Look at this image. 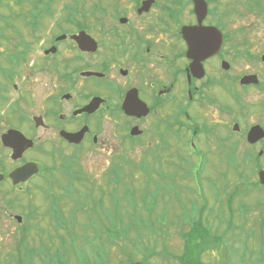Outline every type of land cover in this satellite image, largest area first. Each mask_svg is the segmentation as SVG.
Here are the masks:
<instances>
[{"label":"flooded vegetation","instance_id":"1","mask_svg":"<svg viewBox=\"0 0 264 264\" xmlns=\"http://www.w3.org/2000/svg\"><path fill=\"white\" fill-rule=\"evenodd\" d=\"M147 1L149 4L145 3ZM207 2L208 13L202 25L217 27L222 32V44L218 52L202 60L203 70L196 73L183 34L184 26L198 24L192 0H94V11L82 15L87 16L80 21L85 27L79 29L93 37L94 50L79 47L72 38L79 30L68 29L66 25L70 22L66 15L50 29L43 26L47 23L43 18L37 23L30 18L23 28L6 27L12 25L7 21L9 17L2 18L5 23L0 29V46L6 50L5 44L8 45L11 52H0V110H8V124L0 136V218L13 222L12 218L24 226L22 233L25 234L20 239H26L34 229H41L42 217L46 220L49 216L56 220L59 228H66L67 233L73 230L72 241L83 238L91 246L93 263L89 261V264L103 258L106 239L115 241L113 234L107 233L106 223L105 236H102L103 230L90 235L85 226L92 227L91 216H88V223L78 219V213L86 205L84 194L74 196L75 190L68 186L62 194L44 187V183L51 182L48 175L53 176L52 159L64 169L70 183L81 180V173L73 166L75 161L59 154L67 146L81 149L87 143L100 144L101 149L115 158H133L134 146L140 144L146 146L141 151L145 158L161 160L166 147L176 144L182 153L190 152V157L185 159L188 164L196 163L198 158L203 160L200 175L213 151L219 153V167L230 163V151L242 145L248 131L240 132L235 115H242L248 104L244 91L255 88L264 94V76L260 75L264 71V61L262 54L253 52L248 45L252 32L245 28L227 30L226 11H220L219 0ZM26 16V12H19L11 18ZM48 16L46 19H53L52 13ZM90 17L92 24L87 21ZM54 26L56 31H53ZM242 59L254 60L258 70L236 72ZM224 63H229V67ZM252 73L258 74L259 84L240 83L244 75ZM17 79L23 81V91L15 82ZM37 82L45 83L40 99L36 93ZM25 85H28L27 90ZM237 85L243 87V92L233 90ZM12 91L18 94L15 99L11 98ZM228 95L231 101L226 99ZM8 100L11 101L7 107ZM93 100H96L93 111L82 110ZM126 100L128 110L124 109ZM262 100L258 105L263 107ZM24 105L39 112L31 116L25 112ZM8 115L16 116L18 121L12 123ZM135 127L140 134H131ZM9 130L23 132L33 140V146L14 157L13 147L7 146L2 139ZM65 132H80L81 142H71ZM50 134H54L55 140ZM117 147L122 150L116 155ZM179 158L184 157L179 155ZM29 163H37L40 171L28 177L20 173V177L26 178L16 179L14 172ZM112 173L117 174V170L112 169ZM227 173V170L221 171L225 180ZM201 190L205 192V188ZM65 196L72 203L68 214L60 204ZM202 199L208 201L205 193L194 203ZM88 201L90 204L95 200L89 197ZM100 206L107 208L105 204ZM195 222L198 220L194 219L191 227ZM205 223L209 232V220L201 222ZM111 230L115 227L111 226ZM42 232L46 233L42 239H52L48 230ZM59 238L66 242L67 238L61 235Z\"/></svg>","mask_w":264,"mask_h":264},{"label":"rangeland","instance_id":"2","mask_svg":"<svg viewBox=\"0 0 264 264\" xmlns=\"http://www.w3.org/2000/svg\"><path fill=\"white\" fill-rule=\"evenodd\" d=\"M5 1L7 4L0 7V18L14 17L15 13H19L18 11L20 13L25 11L28 15L26 18L7 19L15 27L23 28L26 20L32 18V4L29 0H25L23 4L25 6L20 8L15 6V0ZM70 2L71 0L52 1L53 6L50 5L49 10L54 12L51 16L53 19H46L49 16L45 15L43 21L47 23L43 26L50 29L53 23L60 22L69 12L65 5ZM93 2L94 0H86L85 7L88 9L86 13L94 11V8L93 11L89 9ZM43 4L46 6V3ZM219 4L220 11H226L224 20L227 30L246 28L251 31L248 45H251L253 52L263 54V19L254 14H250L249 17L246 14L244 16L242 10H240L241 13L234 14L233 9L239 7L236 0H219ZM82 15L77 16V19L82 18ZM4 23L5 20L1 18L0 29ZM66 26L70 30L75 29L73 22ZM55 29L56 26L53 31H56ZM43 35H46V31ZM13 41L12 39L11 44ZM5 47L6 50L0 46V52L10 53L9 46L5 44ZM255 69L257 66L254 60L242 59L238 62L236 72H249ZM260 75L264 76V71H261ZM15 82L21 85V91H23V81L17 79ZM44 85L43 82L36 83L38 99ZM25 88L27 90L28 85H25ZM242 88L237 85L233 87V90L243 92ZM243 93L246 98L245 103L248 102L244 106L245 114L235 116L241 126L240 132L244 133L254 123L264 126V109L258 105L264 94L255 88H250ZM16 97H18L17 92L12 91L11 98ZM226 99L232 100L230 95ZM10 101L8 100L5 106L8 107ZM22 107L31 116L32 113L39 112L25 105ZM7 112L8 110L5 112L0 110V136L8 124ZM8 117L12 123L18 121L16 116L8 115ZM232 123L233 120L230 124ZM28 128L29 125L26 126V129ZM50 136L52 140H55L54 134ZM262 142L249 146L243 138L242 145L235 147L234 152L230 151V163L223 168L217 165L219 153L213 151L210 155L211 160L201 171V175L199 168L203 160L198 158L196 163L188 164L185 159L190 157V152L182 153L180 146L176 144L166 147L167 150L161 160L145 158L144 152L142 154L141 151L146 149V146L142 147L140 144L134 146L133 158L122 156L115 158L109 151L101 149L100 144L95 146L87 143L81 149L67 146L62 148L59 154L71 157L75 161L73 166L81 173V180L79 182L73 180L70 183V178L64 169L59 167L55 159H52L53 176L48 175L51 182L44 183V187L53 188L54 192L62 194L68 186L75 190L74 196L84 194L87 200L89 197L104 200L103 203L108 209L104 210L100 206L103 204L100 199L90 204L86 201L85 209L78 213V219L84 223H88V216H91L93 228L85 226L90 235L103 230L106 223L107 233L115 237V241L112 242L106 239L105 248H103L106 253H103V258L96 260L95 264H122L129 262V256L134 261H143L146 264H264V187L260 183L255 185L258 182V163L252 158L260 149H264V139ZM128 144L126 147L129 146ZM121 150V147H117L116 155ZM179 155H182L186 162L180 159ZM260 161L264 165V152L260 156ZM112 169H116L117 174L112 173ZM223 170L228 172L227 180L221 174ZM202 187L205 188V192L201 190ZM203 193L206 194L208 201L202 199L201 202L194 203V200H200ZM63 199L60 204L63 211L68 214L72 203L67 196ZM206 206L208 207L204 211L203 208ZM10 219L13 222H9L8 218H0L1 263L54 264L56 259H61L65 264H89V261L93 263V259H90L92 249L85 243V239L72 241L70 238L75 236L73 230L67 233L66 228H59L56 220L49 216L46 220L42 217L44 221L41 229L30 231L26 239H20L25 234L22 233L24 226ZM194 219L200 222L209 220L210 230L207 231V223L202 224L203 227L197 226L194 232L195 238L204 244L197 245L189 256H184L185 245L182 233L189 231ZM111 226L115 227V230H111ZM78 228L79 225L77 230ZM45 230L52 235L50 241L42 239L46 235L42 232ZM105 233L106 231L103 230L102 236H105ZM60 235L67 238L65 243L60 241ZM31 246H36L38 249L35 251ZM148 256L149 260L145 261V257Z\"/></svg>","mask_w":264,"mask_h":264},{"label":"water","instance_id":"3","mask_svg":"<svg viewBox=\"0 0 264 264\" xmlns=\"http://www.w3.org/2000/svg\"><path fill=\"white\" fill-rule=\"evenodd\" d=\"M194 2V12L198 18V24L195 26H184L183 34L188 42L189 51L188 55L193 58L192 68L194 72H198L200 69L203 70L202 60L208 56H211L219 51L222 44V33L215 26H203L202 22L208 12V4L206 0H193ZM149 4V1L145 2ZM79 45V47L83 50H94V39L91 35L87 34L85 30L80 31L77 34L72 36ZM264 60V55L262 56ZM229 63H224L225 67H229ZM199 76H202V73H197ZM242 84H250V83H259V78L256 74H248L241 78ZM96 100H93L90 104L84 107L82 110L84 111H93L95 109ZM128 100L125 101L124 109L128 110ZM237 125H235L236 127ZM141 131L135 127L131 130L133 135L139 134ZM65 136L71 142H81L80 132L77 133H67L65 132ZM264 137V128L259 125H253L247 133V140L250 143H255L261 138ZM3 142L7 146H11L14 149V157L20 156L23 150L32 147L33 141L27 138L21 131L19 130H9L6 134L2 136ZM263 153V150L260 151V154ZM39 171V167L36 163H29L24 167L17 169L14 174H16V179L22 178L25 179L30 174H34ZM20 173L28 174L26 177H20ZM259 180L262 184H264V168L259 171ZM130 264H145L141 261H137Z\"/></svg>","mask_w":264,"mask_h":264},{"label":"trees","instance_id":"4","mask_svg":"<svg viewBox=\"0 0 264 264\" xmlns=\"http://www.w3.org/2000/svg\"><path fill=\"white\" fill-rule=\"evenodd\" d=\"M3 1V0H0ZM51 1L53 0H29V2L32 4L33 6V11L34 13L39 16L40 14L43 13H48L49 10V6L51 4ZM212 1V0H211ZM237 3H239V6L243 9H240L239 7H235L234 10V14L236 13H241L240 10L243 11L244 16L245 14L247 15V17L250 16V14H254L257 17H259L260 19L262 18L264 21V0H236ZM3 3V2H0ZM18 3L21 4V0H18ZM46 3V6L43 4ZM86 5V1L85 0H71V2L68 4V11H69V15H68V19L70 21H75V22H79L80 19H77V16H79V14L83 13V12H87L88 9L85 7ZM93 3L91 4V7L89 9H92L93 11ZM38 21H35V23H37ZM77 27H79V24L76 25ZM6 27H13V25H9L7 24ZM37 27V26H35ZM246 29V28H245ZM261 168L260 164H257V169ZM257 184V183H256ZM108 209V208H107ZM201 224L200 221L195 222L189 229V231L187 232H183L182 236L184 239V243H185V254L184 256H189L191 254V252L194 251V248L197 247V245L202 246L204 243L199 242L194 235L195 232V228L197 226H199ZM203 227V226H202ZM149 256L146 257V260H149ZM0 264H4L1 263ZM54 264H65L64 262L61 261V259H56L54 260Z\"/></svg>","mask_w":264,"mask_h":264},{"label":"bare ground","instance_id":"5","mask_svg":"<svg viewBox=\"0 0 264 264\" xmlns=\"http://www.w3.org/2000/svg\"><path fill=\"white\" fill-rule=\"evenodd\" d=\"M45 15H47V13H43V14H40L39 16H37L34 11L32 12V19L35 20V21H38L40 18H44Z\"/></svg>","mask_w":264,"mask_h":264}]
</instances>
